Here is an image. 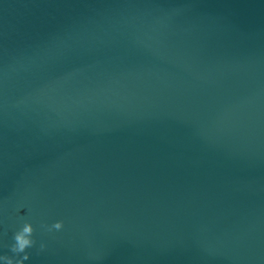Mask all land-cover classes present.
<instances>
[{"label":"water","instance_id":"obj_1","mask_svg":"<svg viewBox=\"0 0 264 264\" xmlns=\"http://www.w3.org/2000/svg\"><path fill=\"white\" fill-rule=\"evenodd\" d=\"M25 219L26 264H264V0H0V252Z\"/></svg>","mask_w":264,"mask_h":264},{"label":"clouds","instance_id":"obj_2","mask_svg":"<svg viewBox=\"0 0 264 264\" xmlns=\"http://www.w3.org/2000/svg\"><path fill=\"white\" fill-rule=\"evenodd\" d=\"M64 224L65 221L61 218L48 225V228L49 230H59L64 227ZM35 231L36 228L32 220L25 219L13 234V242L10 247L14 255L0 252V264H26V261L31 257V252L28 249L36 244V237L33 235ZM39 247L44 249L47 247V243L41 241Z\"/></svg>","mask_w":264,"mask_h":264}]
</instances>
